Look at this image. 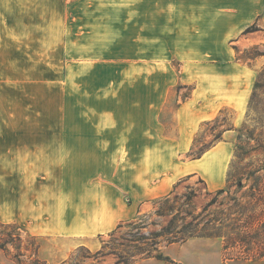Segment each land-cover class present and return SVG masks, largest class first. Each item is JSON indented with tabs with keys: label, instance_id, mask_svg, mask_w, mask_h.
I'll return each instance as SVG.
<instances>
[{
	"label": "crops",
	"instance_id": "obj_1",
	"mask_svg": "<svg viewBox=\"0 0 264 264\" xmlns=\"http://www.w3.org/2000/svg\"><path fill=\"white\" fill-rule=\"evenodd\" d=\"M253 24L264 30V0H0V223L60 240L67 253L133 219L128 201L206 178L200 165L216 153L209 173L221 166L224 181L212 188H222L233 155L227 132L200 159L171 171L168 159L187 153L222 108L249 106L261 65H240L232 44ZM58 62L112 64L79 102L65 87L58 109ZM171 62L182 63L176 83ZM126 68L135 71L122 84ZM178 84L196 88L166 135L161 116ZM157 141L174 148L155 164L140 144Z\"/></svg>",
	"mask_w": 264,
	"mask_h": 264
},
{
	"label": "rangeland",
	"instance_id": "obj_2",
	"mask_svg": "<svg viewBox=\"0 0 264 264\" xmlns=\"http://www.w3.org/2000/svg\"><path fill=\"white\" fill-rule=\"evenodd\" d=\"M252 26L259 28L257 24H253L246 29ZM246 29H244V31ZM243 33L238 39L234 40L237 42L233 41L232 46L235 45L239 50L237 60L239 59L238 63L240 65L251 68H256V66L258 67L261 65L259 69H256V78L264 67V56L257 57L258 54L264 53V30L262 29V31L253 32L245 36H243ZM257 59H259L260 62H256ZM258 63L260 65H258ZM106 64L112 63L58 62L57 71L61 76L56 79L58 94L57 108L59 109L64 102L62 91L65 87L71 88L70 90L73 92L74 96L73 100L74 103H76L80 101L79 97L82 90H86L90 86L100 85L101 79L98 78L97 72L98 70H103ZM166 64L167 66L169 65L167 69L173 72V74L172 72L171 74L174 78L171 76L170 78L173 79V83H176L178 81V76H180V71L182 70V63L171 62ZM133 71L135 70L126 68L125 71L120 73L121 77H123L122 84L124 82H129L133 78ZM86 73H88V76H84ZM110 75V79H113V74L110 73ZM255 78L252 79L251 93L253 80ZM242 82L244 84L246 83L248 87V79H246V77H243ZM50 86L53 87V84L51 83ZM195 88L196 84L185 86L178 84L172 89L173 93L168 107L161 116L166 135H174L175 123L172 118L176 106L180 104V102L191 97ZM60 92L62 96L60 95ZM75 107H79V105L74 106V112L77 111L75 110ZM247 107L248 103L242 107L226 106L222 108L216 115L215 119L201 124L191 149L181 156L172 157L173 154L171 153V150L174 148V142L171 141H157L140 144L142 145L143 151L145 149L148 151L151 148L153 149V160L155 164L160 163L161 154L169 151L171 153H169L170 157L168 159L169 171L173 170V168L180 162L192 161L204 150L216 146L223 140L224 133L226 132L227 137L230 139L229 141L233 145V155L228 167L226 183L222 188H212V186L223 183L224 181L225 171L221 174L219 170L221 169V166L216 164V167L212 168L213 171H211L214 173L213 179L209 173V163L211 159L217 156V160H219L221 157L219 153H216L211 157H208V159L200 165V170L206 178L198 174L189 175L191 177L185 176L177 181L169 192L162 196L146 200H135L133 202L132 200L130 202L128 201L129 204H135L137 210H141L142 214H147L149 215L148 217H150L148 218L149 220H147L148 225L146 226V229L143 230V233L149 234L151 231H160L162 227L166 226L172 219L170 214L165 217L154 215L155 210L153 200L166 196L173 191L174 188H176L175 192L179 203L183 204L186 197L192 198V202L188 209L194 214H199L202 208L210 201V199H212L213 195L221 189L229 191L232 196H240L241 194H244L245 200H249L248 194L254 187V181L249 176V172L255 170L256 167L263 165L262 161L260 162L263 158H260V155L254 151L256 142L249 138L251 137V132L254 130V124L247 117ZM218 137H221L220 141H216ZM240 137H242V139ZM240 151L243 152V161L241 163H239L237 158ZM120 160L123 165L128 164L127 156H124ZM141 160V157L137 158L138 163ZM241 171L244 174V188L242 190L237 187V178L240 177L239 172ZM90 172H92V169H90ZM159 180L160 177L154 179V187L158 184ZM183 180L186 181L180 184ZM226 196L227 195L225 194L223 197ZM180 224V220L176 222V230L174 232L180 231ZM130 230L131 229L127 228L121 233H116L114 235L112 234V231L111 233L95 238L94 245L80 244V246L74 248L70 252L64 253V245H62L60 240L36 237L27 233L24 228L18 225L0 223V257L4 259L6 264H117L120 257H123L125 262L130 261L131 264H264V260L226 261L221 240L199 237L191 238L186 242L173 244L168 243V238L160 239V252L164 257H169L172 261L171 263L156 258L138 260L139 255L136 254L134 246L130 243ZM124 260H122L120 264H124Z\"/></svg>",
	"mask_w": 264,
	"mask_h": 264
},
{
	"label": "trees",
	"instance_id": "obj_3",
	"mask_svg": "<svg viewBox=\"0 0 264 264\" xmlns=\"http://www.w3.org/2000/svg\"><path fill=\"white\" fill-rule=\"evenodd\" d=\"M257 31H262V29L252 26L244 31L243 36ZM232 47L239 54L238 48L235 45ZM260 56H264V53L258 54L257 57ZM247 117L254 124V130L249 137L250 140L256 142L254 151L260 155V158H263L260 160L263 165L249 172V176L254 181V187L248 194L249 200H245L244 194L232 196L229 191L221 189L213 195L199 214H194L188 209L192 198L186 197L183 204L179 203L175 192L176 188H174L166 196L153 200L154 215L165 217L170 214L172 217L160 231L143 233L150 217L138 210L133 219L120 224L112 232L114 235L127 228L131 229L130 243L134 246L136 254L139 255L138 260L156 258L171 263L169 257H164L160 252L159 240L168 238V243L173 244L197 237L221 240L226 261L264 260V67L257 75ZM220 138L218 137L216 141H220ZM240 138L242 139V137ZM210 149L204 150L194 160L202 158ZM241 151L237 155L239 163L243 161V152ZM239 173L237 187L242 190L244 174L242 171ZM184 181L186 180L180 184ZM225 194L227 196L223 197ZM179 220L181 222L180 231L174 232L175 224ZM122 260L124 258L120 257L117 264H120ZM124 264H131V262L124 260Z\"/></svg>",
	"mask_w": 264,
	"mask_h": 264
}]
</instances>
